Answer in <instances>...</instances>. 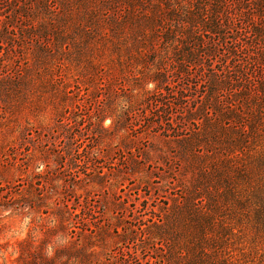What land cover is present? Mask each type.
Wrapping results in <instances>:
<instances>
[{"label": "rangeland", "instance_id": "374dc122", "mask_svg": "<svg viewBox=\"0 0 264 264\" xmlns=\"http://www.w3.org/2000/svg\"><path fill=\"white\" fill-rule=\"evenodd\" d=\"M262 79L264 0H0V264H125Z\"/></svg>", "mask_w": 264, "mask_h": 264}, {"label": "trees", "instance_id": "16d2710c", "mask_svg": "<svg viewBox=\"0 0 264 264\" xmlns=\"http://www.w3.org/2000/svg\"><path fill=\"white\" fill-rule=\"evenodd\" d=\"M263 82L256 96L248 94L250 87L244 91L246 106L221 111L211 105L218 120L205 107L198 111L197 119L213 133L208 138L199 131L180 142L200 150L186 156L194 180L184 202L148 220L139 244L122 254L125 264H264ZM226 85L214 76L208 101Z\"/></svg>", "mask_w": 264, "mask_h": 264}]
</instances>
